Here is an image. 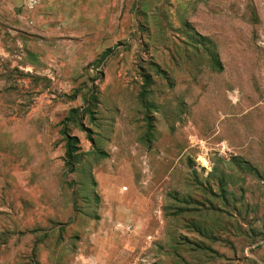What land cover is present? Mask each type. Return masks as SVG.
I'll use <instances>...</instances> for the list:
<instances>
[{
  "label": "rangeland",
  "instance_id": "rangeland-1",
  "mask_svg": "<svg viewBox=\"0 0 264 264\" xmlns=\"http://www.w3.org/2000/svg\"><path fill=\"white\" fill-rule=\"evenodd\" d=\"M97 12L0 0V264H58L32 249L41 218L83 208L89 166L138 167L132 151L157 144L177 147L175 182L209 196L192 264H264V0H123L107 38L76 36Z\"/></svg>",
  "mask_w": 264,
  "mask_h": 264
},
{
  "label": "crops",
  "instance_id": "crops-1",
  "mask_svg": "<svg viewBox=\"0 0 264 264\" xmlns=\"http://www.w3.org/2000/svg\"><path fill=\"white\" fill-rule=\"evenodd\" d=\"M94 2L98 12L91 21L93 27L66 28L76 36L91 29L101 40L122 13L123 0ZM176 151V146L168 149L157 144L132 151L144 160L138 167L132 162L115 168L89 166L77 189L87 193L83 208L75 210L77 199L73 197V214L67 220L52 209L51 216L41 218L52 226L34 228L32 249L47 252L58 264L67 253L72 258L64 260L68 264H192L193 251L187 247L195 236L207 238L209 196L195 200L193 186L175 182ZM160 163L166 167L162 169ZM51 204L59 206L56 201ZM196 209L199 213L195 214ZM213 217L216 226L219 220Z\"/></svg>",
  "mask_w": 264,
  "mask_h": 264
},
{
  "label": "trees",
  "instance_id": "trees-1",
  "mask_svg": "<svg viewBox=\"0 0 264 264\" xmlns=\"http://www.w3.org/2000/svg\"><path fill=\"white\" fill-rule=\"evenodd\" d=\"M111 49L108 48L104 55L106 57L110 54ZM218 64L222 65L220 61H217ZM79 139L77 136H67V144H66V158H67V165L70 167L71 171L75 170L76 164L79 162V154L77 153V150L79 148L78 146Z\"/></svg>",
  "mask_w": 264,
  "mask_h": 264
}]
</instances>
